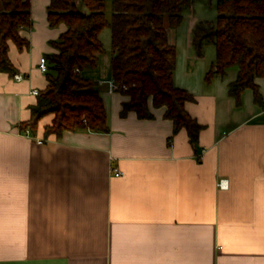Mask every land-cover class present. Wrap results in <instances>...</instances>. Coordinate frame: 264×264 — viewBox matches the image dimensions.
Returning a JSON list of instances; mask_svg holds the SVG:
<instances>
[{"label":"crops","instance_id":"crops-1","mask_svg":"<svg viewBox=\"0 0 264 264\" xmlns=\"http://www.w3.org/2000/svg\"><path fill=\"white\" fill-rule=\"evenodd\" d=\"M191 1L167 31L174 84L193 97L185 108L203 127L195 143L151 101V119L122 115L129 97L108 86L113 54L110 71L80 73L98 84L108 133L45 139L53 116L35 136L22 129L34 92L49 85L40 59L67 31L50 26L51 0H30L32 25L20 31L29 46L9 42L22 79L0 73V264H264V105L251 89L230 96L238 69L207 79L216 54L193 47L195 27L209 19L196 5L214 3L217 14V0Z\"/></svg>","mask_w":264,"mask_h":264},{"label":"trees","instance_id":"trees-1","mask_svg":"<svg viewBox=\"0 0 264 264\" xmlns=\"http://www.w3.org/2000/svg\"><path fill=\"white\" fill-rule=\"evenodd\" d=\"M191 4V0H112L109 21L105 0H51L50 26L65 24L67 31L52 43L56 53L47 57L49 85L38 94L31 119L22 129L35 136L40 122L53 116L45 127V139L60 138L65 132H109L98 84L75 72L97 67L98 56L105 52L100 35L109 27L112 77L129 88L124 92L129 101L123 104L122 115L135 112L140 119H151V101L154 108L166 109L165 117L174 123L175 132L186 129L195 143L203 127L185 108L193 97L174 84L177 54L167 31L181 25ZM216 10L214 22H200L193 31L198 55H203L207 44L216 48V61L207 79L236 67L238 76L230 84V96L239 101L251 89L255 102L264 105L257 83L264 79V0H217ZM31 25L30 0H2L0 73L16 75L8 56L9 42L20 50L27 48L29 42L20 31Z\"/></svg>","mask_w":264,"mask_h":264},{"label":"rangeland","instance_id":"rangeland-1","mask_svg":"<svg viewBox=\"0 0 264 264\" xmlns=\"http://www.w3.org/2000/svg\"><path fill=\"white\" fill-rule=\"evenodd\" d=\"M105 4H106L107 18L109 21H111L112 16H113L112 0H105ZM196 6H197V10L199 11L198 13H200V11H201L203 14H205L204 17L208 16L209 19H206V21H208V22H214L215 21L217 14L215 11V4L214 3L212 4V7H211V5H209V3H208V5L207 4L204 5L203 9L202 8L200 9L199 4ZM100 40L104 45L105 52L100 57V60L98 62L97 67L94 69L86 70V71H110L109 66H108V59L113 54V51H112V45H111V29L109 27L105 28L102 31V33L100 35ZM206 49L209 51V54L213 55L215 58L216 50H214L215 48L213 47V45L208 44L206 46ZM230 69H233L234 71L237 70L236 67H233Z\"/></svg>","mask_w":264,"mask_h":264},{"label":"built area","instance_id":"built-area-1","mask_svg":"<svg viewBox=\"0 0 264 264\" xmlns=\"http://www.w3.org/2000/svg\"><path fill=\"white\" fill-rule=\"evenodd\" d=\"M39 70L42 73H45V74L48 71V61H47V59L45 57H43V58L40 59ZM75 72L78 73V74L81 73L79 69H76ZM15 78L17 80H21L22 79V76L16 75ZM108 86H109L110 93L126 92L129 89L127 85L118 83V82H116L114 80L108 81ZM34 93L36 95L39 94L38 91H35ZM37 143L38 144H43V143H45V140L44 139H37ZM114 174L116 176H121L122 175V173L116 172V171H114ZM219 186L221 188H226L227 187L226 181L225 180H222L220 182Z\"/></svg>","mask_w":264,"mask_h":264}]
</instances>
